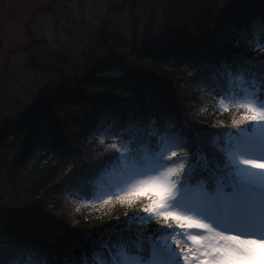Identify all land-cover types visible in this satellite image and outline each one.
I'll use <instances>...</instances> for the list:
<instances>
[{
  "label": "rangeland",
  "instance_id": "rangeland-1",
  "mask_svg": "<svg viewBox=\"0 0 264 264\" xmlns=\"http://www.w3.org/2000/svg\"><path fill=\"white\" fill-rule=\"evenodd\" d=\"M240 1L0 0V129L36 110L47 97L75 88L94 64L108 59L110 50L129 53L134 49L132 43L160 46L174 38L184 39L191 36L192 26L207 27L217 17L229 14L236 4L237 8L248 4ZM148 27L152 33L141 41ZM173 27L175 33L171 32ZM236 81L241 87L242 79ZM241 90V96L220 103L222 110L244 107L250 113L239 126L256 123L251 132L239 131L240 140L232 139L228 148L236 176L233 185L239 194L236 190L224 192L222 187L212 194L202 187L179 188L191 165L187 163L191 156L179 152L187 146V136L169 134L160 153L154 156L145 151L140 157L129 153L126 141L114 140L107 147L104 135L95 136V156L110 150L119 164L98 176L90 202L94 204L86 208H129L132 215L125 226L103 228L95 234L86 230L83 237H67L68 243L59 240L62 235L58 231L47 232L42 221L32 226L45 230L51 242L57 239L65 243L67 252L76 246L74 242L87 244L88 237L97 234L131 230L142 234L147 226H153L147 236L162 238L163 245L153 252L148 264H264V102L256 101L247 88ZM123 106L131 114L136 105ZM141 107L151 123L161 116L156 101L145 100ZM180 117H171L167 123L178 119L182 127L190 128L192 124ZM190 129L196 134L194 127ZM212 136L210 142L216 147L218 142ZM87 154L85 170L99 174L92 162L94 154ZM62 205L67 218L73 219L79 211L83 215L84 205L69 201ZM135 206L137 209H133ZM14 217L22 222L20 225L29 224L20 216ZM139 220L143 223L137 229H129ZM112 264L140 263H130L120 253L119 261Z\"/></svg>",
  "mask_w": 264,
  "mask_h": 264
},
{
  "label": "trees",
  "instance_id": "trees-1",
  "mask_svg": "<svg viewBox=\"0 0 264 264\" xmlns=\"http://www.w3.org/2000/svg\"><path fill=\"white\" fill-rule=\"evenodd\" d=\"M244 1L248 4L238 8L236 4L207 27L193 24L198 28L192 26L191 36L184 39L174 38L160 46L132 43L134 49L129 53L110 50L108 59L94 64L75 88L47 97L36 110L0 129V245H4L0 264H10L14 255L43 261L52 252L62 253L68 263L79 264L75 259L85 247L71 246L66 253L65 243L60 241L83 237L86 230L95 234L103 228L125 226L132 215L129 208L89 209L73 219L62 212V204L71 201L72 192H89L93 179L85 172L84 153L95 156L92 142L98 132L106 133L103 143L107 147L113 142L109 138L115 136L131 137L135 147H157V135L164 130L173 132L178 126L177 119L176 125L166 127L167 119L182 116L197 130L196 134L189 127L183 130L190 139L186 153L197 161L193 167L196 175L212 169L233 171L211 144L210 136L243 124L247 114L243 108L220 111L217 102L234 91V78L239 76L259 101L264 99V0ZM150 30L144 29L141 41ZM145 100L158 102L163 128L149 126L148 115L133 118L140 115ZM128 103L136 105L132 118L129 108L123 106ZM110 153L96 155L94 160L100 158L93 165L111 164L114 156ZM14 216L29 224L20 225ZM37 221H42L47 232L58 231L60 241L51 243L39 237L48 235L32 226ZM139 225L136 221L129 229ZM147 227L145 235L155 228ZM118 236L111 234L112 238ZM139 239L143 245L137 243V248L147 245ZM89 245L97 248L93 240Z\"/></svg>",
  "mask_w": 264,
  "mask_h": 264
}]
</instances>
